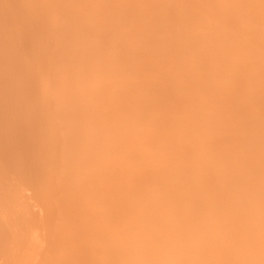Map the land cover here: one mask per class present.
Instances as JSON below:
<instances>
[{
    "label": "bare ground",
    "instance_id": "1",
    "mask_svg": "<svg viewBox=\"0 0 264 264\" xmlns=\"http://www.w3.org/2000/svg\"><path fill=\"white\" fill-rule=\"evenodd\" d=\"M0 264H264V0H0Z\"/></svg>",
    "mask_w": 264,
    "mask_h": 264
}]
</instances>
